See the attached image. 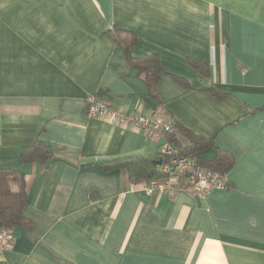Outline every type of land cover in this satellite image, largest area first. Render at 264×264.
I'll list each match as a JSON object with an SVG mask.
<instances>
[{"label": "crops", "instance_id": "0c3cea01", "mask_svg": "<svg viewBox=\"0 0 264 264\" xmlns=\"http://www.w3.org/2000/svg\"><path fill=\"white\" fill-rule=\"evenodd\" d=\"M114 27L136 35L134 57L158 55V104ZM89 94L213 138L234 157L229 186L147 193L100 169L165 137L88 117ZM36 139L52 157L23 163ZM0 168L24 175L33 223L0 264H264V0H0Z\"/></svg>", "mask_w": 264, "mask_h": 264}, {"label": "trees", "instance_id": "16d2710c", "mask_svg": "<svg viewBox=\"0 0 264 264\" xmlns=\"http://www.w3.org/2000/svg\"><path fill=\"white\" fill-rule=\"evenodd\" d=\"M112 39L120 46L126 61L136 71L138 78L145 84L148 95L157 104L160 102L157 93V83L161 74L164 73L160 59L157 54L150 53L142 57H134L131 49L136 44V35L133 32L121 30L114 27L110 33ZM189 64L201 75L209 77L208 67L198 61L189 59ZM181 85L188 87L187 82L181 77L170 75ZM207 92L217 99L230 96L226 92L219 91L214 85H210ZM180 133V137L177 133ZM165 141L176 150L180 156L195 157L199 165L226 176L234 164L233 155L214 144L213 138L196 135L182 126L172 123V129L164 133ZM208 148L214 149L211 159H204L200 153ZM52 157L47 145L36 139L31 145L22 147L20 158L23 163L38 161L45 164ZM157 161H163L160 153L153 155H136L118 159H108L99 163L98 167L104 171L116 168H124L128 179L132 183H144L150 179H161L160 166ZM227 182L225 187H228ZM177 189H187L181 186ZM176 189V190H177ZM27 201L26 185L24 175L14 168H0V230H6L11 234L16 228L21 230H32V221L25 216L24 207Z\"/></svg>", "mask_w": 264, "mask_h": 264}, {"label": "built area", "instance_id": "2783aa9c", "mask_svg": "<svg viewBox=\"0 0 264 264\" xmlns=\"http://www.w3.org/2000/svg\"><path fill=\"white\" fill-rule=\"evenodd\" d=\"M85 103L88 117L106 120L120 127L134 126L147 137L164 135L172 129V122L168 119L161 116H144L137 112L125 113L122 109L114 107L109 100L101 99L96 94L87 95ZM159 151L163 157L159 164L163 177L144 182L142 188L147 193L170 195L181 186L200 193L225 188V176L199 165L195 157L178 155L174 147L166 141ZM12 241L13 234L0 230V252L9 248Z\"/></svg>", "mask_w": 264, "mask_h": 264}, {"label": "water", "instance_id": "95a60500", "mask_svg": "<svg viewBox=\"0 0 264 264\" xmlns=\"http://www.w3.org/2000/svg\"><path fill=\"white\" fill-rule=\"evenodd\" d=\"M160 164V161H157V165H159Z\"/></svg>", "mask_w": 264, "mask_h": 264}]
</instances>
